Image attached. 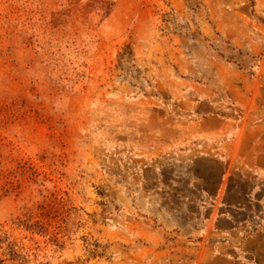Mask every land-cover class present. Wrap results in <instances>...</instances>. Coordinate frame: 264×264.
<instances>
[{
	"label": "rangeland",
	"instance_id": "1",
	"mask_svg": "<svg viewBox=\"0 0 264 264\" xmlns=\"http://www.w3.org/2000/svg\"><path fill=\"white\" fill-rule=\"evenodd\" d=\"M208 101L264 117V0H0L1 264H223Z\"/></svg>",
	"mask_w": 264,
	"mask_h": 264
},
{
	"label": "crops",
	"instance_id": "2",
	"mask_svg": "<svg viewBox=\"0 0 264 264\" xmlns=\"http://www.w3.org/2000/svg\"><path fill=\"white\" fill-rule=\"evenodd\" d=\"M249 97L244 93L240 104L246 106ZM207 104V112L173 130L188 142L194 165L210 162L207 175L200 166H192V172L201 201L214 210L210 236L219 235L214 243L223 249L213 257L223 264H264V117L252 118L247 107L223 113L212 101ZM217 166L221 171L210 182ZM252 218L261 228L252 226Z\"/></svg>",
	"mask_w": 264,
	"mask_h": 264
},
{
	"label": "trees",
	"instance_id": "3",
	"mask_svg": "<svg viewBox=\"0 0 264 264\" xmlns=\"http://www.w3.org/2000/svg\"><path fill=\"white\" fill-rule=\"evenodd\" d=\"M38 224H39V223H36V225H38ZM36 225H35V227L38 228V230H41V231H42V230L44 229V228H43V229H40L41 227H37ZM39 225H40V224H39ZM39 225H38V226H39ZM12 252H14V251H12ZM13 254H15V253H13ZM14 256H16V255H14ZM1 262H2V260L0 259V264H1ZM38 264H51V263H38Z\"/></svg>",
	"mask_w": 264,
	"mask_h": 264
}]
</instances>
